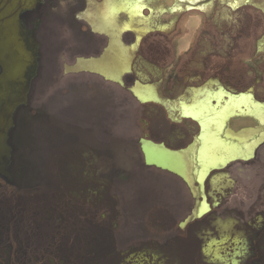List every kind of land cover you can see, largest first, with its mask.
Returning <instances> with one entry per match:
<instances>
[{
  "label": "flooded vegetation",
  "instance_id": "af4514ba",
  "mask_svg": "<svg viewBox=\"0 0 264 264\" xmlns=\"http://www.w3.org/2000/svg\"><path fill=\"white\" fill-rule=\"evenodd\" d=\"M111 1L82 16L106 46L77 59L106 54L112 77L66 72L77 59L63 70L99 76L113 101L120 91L117 123L137 132L99 139L95 121L48 110L41 156L18 162L15 116L0 135V264H264V28L196 30L179 46L171 31L118 25ZM123 1L138 18L139 1ZM161 145L173 170L147 162Z\"/></svg>",
  "mask_w": 264,
  "mask_h": 264
},
{
  "label": "rangeland",
  "instance_id": "374dc122",
  "mask_svg": "<svg viewBox=\"0 0 264 264\" xmlns=\"http://www.w3.org/2000/svg\"><path fill=\"white\" fill-rule=\"evenodd\" d=\"M92 1L100 4L105 0ZM92 1L0 0V19L12 18L9 23L0 25V43L10 46L0 55V94L4 92L0 95V135H5V143L10 128L14 126V117L18 116L15 139L18 148L14 155L18 162L41 156L44 115L57 108H63L61 111L66 117H78L83 121L82 125L90 127L95 121L93 125L99 139H105L108 132L118 125L122 132L116 136L134 139L132 135L137 132V122L132 125L136 128L134 133L123 134V123L116 120L127 103L120 91L113 101L109 84L99 76L65 74L63 70L64 65L73 63L78 57L98 55L107 44V39L94 33L82 19L87 7L92 8ZM138 1L144 8L139 17L133 16L134 19L130 20L127 9L120 11L117 14L118 25L128 24L127 30L171 31L168 35H176L177 40H181L179 46L185 45L183 40L186 42V36L196 30L230 31L240 25L246 31L264 28V0H213L209 6L204 7L202 3L196 10H190L176 0ZM11 8L16 11L7 17ZM227 40L225 38L223 48L229 45ZM121 42L130 48L137 44L132 32L123 33ZM246 45H250L249 40L242 41V46ZM11 54L21 58L24 64L20 75L8 77L4 64L10 61ZM27 56L29 60L25 63ZM131 68L134 72L142 69L137 52L131 55ZM91 108L95 112L90 111ZM154 155L163 160L161 155ZM21 168L25 170L27 166Z\"/></svg>",
  "mask_w": 264,
  "mask_h": 264
},
{
  "label": "water",
  "instance_id": "95a60500",
  "mask_svg": "<svg viewBox=\"0 0 264 264\" xmlns=\"http://www.w3.org/2000/svg\"><path fill=\"white\" fill-rule=\"evenodd\" d=\"M176 2L177 3H183L182 0H176ZM121 4H122L121 1L119 3L116 2V5H121ZM186 5L190 8H197L199 6V4L190 3V2H187ZM15 11H16V9H12L11 12L7 15V17L14 14ZM11 20H12V18L4 21V18H1L0 19V25L5 24V23H9ZM115 30H117V29H115ZM8 47H10V46H8ZM8 47H7V45L4 46L3 43H0V55L5 53L6 51H8L10 49ZM10 52H11V50H10ZM20 52H22V51H20ZM105 55L106 54H103L102 58L98 59V60L93 59V58H91V59L90 58L89 59L79 58V59H77V62L74 65L67 66L65 71L70 72V73L81 72V71L94 72V73L101 74L104 78H110V77H112V72L109 71V69L107 67H105ZM25 59H26L25 60V63H26L27 60H29L28 56ZM23 64L24 63L21 60V58H18L16 55L11 54L10 61H5V64H4V67L6 68V71L8 73V77L10 75H14V76L20 75L22 72ZM115 76L116 75H114L113 77H115ZM119 76H120V73H118V75L116 77H119ZM3 94H4V92H2L0 95H3ZM158 152H159V155H161L163 160L158 159V158H154V160H152L153 158L148 153H146L147 162L148 163H154L157 166H160L161 168L173 170L172 163H175L173 153L170 152L169 150H167L163 145L159 146ZM189 218H191V217H189Z\"/></svg>",
  "mask_w": 264,
  "mask_h": 264
},
{
  "label": "bare ground",
  "instance_id": "6f19581e",
  "mask_svg": "<svg viewBox=\"0 0 264 264\" xmlns=\"http://www.w3.org/2000/svg\"><path fill=\"white\" fill-rule=\"evenodd\" d=\"M121 2H122V4L121 5H115V2H112L111 4H109V6H108V8H107V11H106V13H107V16H109V18L110 17H114L116 14H118V9H123L124 7H126V4H125V2L123 1V0H120ZM105 2V1H104ZM128 2V1H127ZM119 3V2H118ZM130 3V2H129ZM105 5V4H104ZM129 6V5H128ZM133 6V5H132ZM105 8H106V6H105ZM134 8H135V6H134ZM136 9V8H135ZM105 10V9H104ZM137 10V9H136ZM120 11V10H119ZM105 12V11H104ZM140 11H138V13H139ZM132 13H135V11L134 10H132ZM141 13V12H140ZM107 18V17H106ZM108 19V18H107ZM114 19V18H113ZM134 19V18H133ZM115 20V19H114ZM121 28V27H120ZM119 29V28H118Z\"/></svg>",
  "mask_w": 264,
  "mask_h": 264
}]
</instances>
